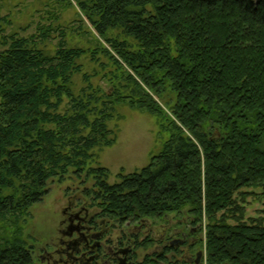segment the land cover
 <instances>
[{"label": "trees", "instance_id": "obj_1", "mask_svg": "<svg viewBox=\"0 0 264 264\" xmlns=\"http://www.w3.org/2000/svg\"><path fill=\"white\" fill-rule=\"evenodd\" d=\"M75 1L120 81L76 94L80 48L61 38L48 52L45 28L0 37V264H34L19 222L69 169L93 178L87 195L105 216L187 207L208 219L206 264H264V223L238 220L234 198L264 188V0ZM120 103L166 121L168 137L145 167L109 184L108 169L87 164L114 144L108 121Z\"/></svg>", "mask_w": 264, "mask_h": 264}, {"label": "rangeland", "instance_id": "obj_2", "mask_svg": "<svg viewBox=\"0 0 264 264\" xmlns=\"http://www.w3.org/2000/svg\"><path fill=\"white\" fill-rule=\"evenodd\" d=\"M181 12V11H180ZM46 29L49 38L42 44L48 52H53L59 39H64L70 47L80 48L82 54L78 59L81 71L72 78L73 90L77 94L88 84L102 91H113L120 80L115 78L119 72L102 51L107 47L104 39L96 34L86 20L78 2L75 0H0V37L16 33L20 36L38 35V29ZM61 32L64 35L61 37ZM107 36L119 41L125 40L119 30H109ZM136 49L134 43L126 39ZM175 96L167 90L160 105L167 112ZM66 102V100H64ZM168 113V112H167ZM166 121L145 111L134 109L126 103L115 106L114 117L108 121V127L116 136L115 142L101 150L95 149V157L88 162L87 167L102 166L108 169L107 183L119 181L120 174L126 175L145 167L153 154H156L168 137L161 124ZM94 180L86 172L74 173L69 169L62 177L51 178L46 183V194L28 209L25 220H21V233L30 247L34 264H46L42 261L44 249L58 245L61 227L62 209L73 198L90 199L88 190ZM238 203L240 217L243 223L258 221L264 223V188L256 185L243 187L234 195ZM233 213L235 212L232 211ZM230 211L225 215L230 217ZM182 218L193 216L189 208H183L176 213H168ZM222 215L218 213L217 217ZM233 215V214H232ZM235 218V217H234ZM237 220V219H236ZM237 220V221H238ZM202 237L201 247L206 258L207 217L199 220ZM229 223L236 222L228 219ZM138 256L141 250L137 252ZM140 258V257H139Z\"/></svg>", "mask_w": 264, "mask_h": 264}, {"label": "flooded vegetation", "instance_id": "obj_3", "mask_svg": "<svg viewBox=\"0 0 264 264\" xmlns=\"http://www.w3.org/2000/svg\"><path fill=\"white\" fill-rule=\"evenodd\" d=\"M61 213L59 243L44 249L46 264H206L195 216L123 221L105 216L87 198L69 200Z\"/></svg>", "mask_w": 264, "mask_h": 264}]
</instances>
